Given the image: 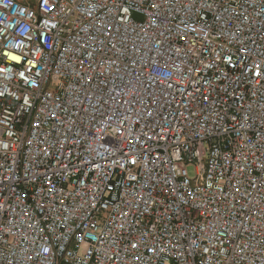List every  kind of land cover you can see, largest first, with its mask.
I'll return each mask as SVG.
<instances>
[{
    "label": "built area",
    "instance_id": "2783aa9c",
    "mask_svg": "<svg viewBox=\"0 0 264 264\" xmlns=\"http://www.w3.org/2000/svg\"><path fill=\"white\" fill-rule=\"evenodd\" d=\"M0 264H264V0H0Z\"/></svg>",
    "mask_w": 264,
    "mask_h": 264
}]
</instances>
